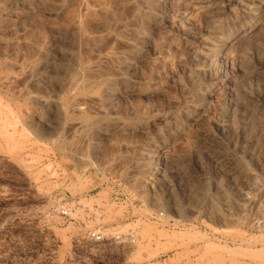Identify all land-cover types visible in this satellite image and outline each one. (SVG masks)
<instances>
[{"label":"rangeland","instance_id":"obj_1","mask_svg":"<svg viewBox=\"0 0 264 264\" xmlns=\"http://www.w3.org/2000/svg\"><path fill=\"white\" fill-rule=\"evenodd\" d=\"M261 1L0 0V264H264Z\"/></svg>","mask_w":264,"mask_h":264},{"label":"bare ground","instance_id":"obj_2","mask_svg":"<svg viewBox=\"0 0 264 264\" xmlns=\"http://www.w3.org/2000/svg\"><path fill=\"white\" fill-rule=\"evenodd\" d=\"M14 1V0H13ZM146 1V0H145ZM164 1V0H163ZM256 1V0H255ZM258 1V0H257ZM263 1V0H262ZM261 1V2H262ZM33 2H35V1H33ZM214 2V1H213ZM13 3V2H12ZM84 3V2H83ZM202 3V2H201ZM249 3H251V2H249ZM20 4H21V2H20ZM79 4V3H78ZM77 4V5H78ZM206 5V4H205ZM19 6V5H18ZM212 6V5H211ZM214 8V7H213ZM242 8V7H241ZM249 8H250V10H252V15H251V20L248 22V23H246V25L244 26V28H243V30H242V32H240V31H238L237 33L236 32H234V30H232V29H230V30H228V31H226L225 33H223L222 35H220L221 36V38H219L220 40H221V42L219 43V45L217 44V45H215V46H213V48H212V51H213V53L215 54V55H220V53H227V52H229L233 47H235V46H238V45H241V44H245V43H248L253 37H256L259 33H261L263 30H264V25H262V27H261V25H260V21H262V16H261V14H260V12H259V10H260V8L261 7H259V8H257V7H253V6H249ZM263 8V7H262ZM218 9V8H217ZM206 11V10H205ZM216 11V10H215ZM264 11V10H263ZM6 12V11H5ZM26 13V12H25ZM92 13V12H91ZM19 14V13H18ZM51 14V13H50ZM205 16V15H204ZM186 17V16H185ZM78 18V17H77ZM77 18L75 19V20H77ZM74 20V21H75ZM136 20V19H135ZM180 21V20H179ZM228 21V20H227ZM89 24V23H88ZM224 24V23H223ZM263 24V23H262ZM71 27V26H70ZM216 28V27H215ZM82 29V28H81ZM181 29V28H180ZM191 32V31H190ZM86 33V32H85ZM214 36H215V34H213V38H214ZM88 37V36H87ZM127 38V37H126ZM189 39V38H188ZM208 39V38H207ZM125 44V43H124ZM129 44V43H128ZM131 45V44H130ZM49 47V46H48ZM209 48V47H208ZM263 51H264V49H263ZM206 52V51H205ZM69 53V52H68ZM241 55V54H240ZM73 56V55H72ZM114 58V57H113ZM72 60H74V59H72ZM238 60V59H237ZM18 61V60H17ZM208 61V60H207ZM221 61V60H220ZM99 62V61H98ZM215 62V61H214ZM224 62V61H223ZM227 62V61H226ZM9 63V62H8ZM218 63V62H217ZM15 64V63H14ZM97 64V63H96ZM22 66V65H21ZM53 67V66H52ZM91 67H93V66H91ZM239 67V66H238ZM25 68V67H24ZM221 68V67H220ZM71 69V68H70ZM262 69V68H261ZM11 70V69H10ZM29 71V70H28ZM27 71V72H28ZM80 71V70H79ZM100 71V70H99ZM106 71V70H105ZM30 72V71H29ZM102 72V71H101ZM15 73V72H14ZM32 73H34V72H32ZM111 73V72H110ZM109 73V74H110ZM116 73V72H115ZM259 73V72H258ZM31 74V73H30ZM103 74H105L106 75V73H103ZM121 74V73H120ZM119 74V75H120ZM219 74V73H218ZM28 75V74H27ZM36 75V74H35ZM88 75V74H87ZM93 75V74H92ZM118 75V76H119ZM123 75V74H122ZM221 75V74H220ZM29 76V75H28ZM33 76V75H32ZM25 77V76H24ZM96 77V76H95ZM230 77V76H229ZM14 78V77H13ZM28 78V77H27ZM228 78V77H227ZM226 78V79H227ZM22 79H24V78H22ZM95 79V78H94ZM225 79V80H226ZM26 80V79H25ZM230 80V79H229ZM18 81V80H17ZM33 81V80H32ZM93 81V80H92ZM227 81V80H226ZM225 81V82H226ZM101 82V81H100ZM218 82V81H217ZM4 83V82H3ZM89 83H91V81L89 82ZM27 84H29V83H27ZM65 84V83H64ZM215 84V83H214ZM226 84H228V85H232L233 84V82H231V81H227L226 82ZM26 86V85H25ZM10 87V86H9ZM211 87H214L213 85L211 86ZM230 87V86H229ZM228 87V88H229ZM17 88V87H16ZM57 88V87H56ZM225 88V87H224ZM227 88V89H228ZM12 89V88H11ZM63 88H62V86H61V88H60V90L58 91V93L60 92V91H64V89L62 90ZM225 90V89H224ZM227 91V90H226ZM230 91V90H229ZM62 92H60V93H62ZM216 92V91H215ZM53 95V94H52ZM217 95V94H216ZM208 96V95H207ZM58 97V96H57ZM190 97V96H189ZM81 99V98H80ZM97 99H98V97H97ZM96 99V100H97ZM41 100V99H40ZM86 100V99H85ZM94 100V99H93ZM248 100V99H247ZM39 101V100H38ZM89 101V100H88ZM16 102V101H15ZM32 102V101H31ZM42 102V101H41ZM41 102H40V104H41ZM46 102V101H45ZM72 102V101H71ZM211 102V101H210ZM241 102V101H240ZM25 103V102H24ZM35 103V102H34ZM47 103V102H46ZM109 103V102H108ZM233 103V102H232ZM17 104H19V103H17ZM16 104V105H17ZM96 104V103H95ZM235 104V103H234ZM27 105V104H26ZM36 105V104H35ZM71 105V104H70ZM69 105V106H70ZM76 105V104H75ZM20 106V105H19ZM31 106V105H30ZM63 106V105H62ZM92 106H94V105H92ZM219 106V105H218ZM231 106V105H230ZM21 107V106H20ZM19 107V108H20ZM24 107V106H23ZM87 107V106H86ZM183 107V106H182ZM7 108V107H6ZM79 108H82V107H79ZM88 108V107H87ZM215 108V107H214ZM19 110V109H18ZM41 110V109H40ZM97 110V109H96ZM77 111V110H76ZM101 111V110H100ZM202 111V110H201ZM210 112V111H209ZM94 113V112H93ZM183 113V112H182ZM215 113H217V112H215ZM19 114V113H18ZM199 114V113H198ZM7 115V114H6ZM103 115V114H102ZM101 115V116H102ZM174 115V114H173ZM239 115V114H238ZM207 116H209V115H207ZM207 116H205V117H207ZM16 117H17V115H16ZM19 117V116H18ZM23 117V116H22ZM22 117H21V119H22ZM178 117V116H177ZM0 118H2L1 116H0ZM5 119V118H4ZM214 119H216V117L214 118ZM3 120V119H2ZM199 120V119H198ZM25 121V120H24ZM215 121V120H214ZM220 121V120H219ZM213 122V121H212ZM211 122V123H212ZM216 122V121H215ZM24 124H25V122H23ZM43 123V122H42ZM46 123V122H45ZM173 123V122H172ZM214 123V122H213ZM220 123V122H219ZM14 128H16L15 129V132H17L16 130H17V121L15 120V121H12L11 123H10ZM76 124V123H75ZM202 124V123H201ZM4 125V124H3ZM3 125H1V126H3ZM48 125H49V123H48ZM205 125V124H204ZM218 125V124H217ZM74 126V125H73ZM25 127V126H24ZM23 127V128H24ZM181 127V126H180ZM195 127V126H194ZM199 127H200V125H199ZM20 128V127H19ZM202 128V127H201ZM2 129V128H1ZM1 129H0V131H1ZM211 129V128H210ZM4 130V129H3ZM2 130V131H3ZM21 131V130H20ZM98 131V130H97ZM190 131V130H189ZM230 131V130H229ZM4 132V131H3ZM2 132V133H3ZM6 132V131H5ZM19 132V131H18ZM1 133V132H0ZM200 133V132H199ZM7 134H8V132H7ZM205 134H207L206 132H205ZM222 134V133H221ZM1 135V134H0ZM9 135V134H8ZM21 135V134H20ZM19 135V136H20ZM184 135V134H183ZM193 135V134H192ZM223 135V134H222ZM227 135V134H226ZM4 136H5V138H6V141H8L7 139H12V140H10V142L9 143H12L13 141L15 142V140H13V138L14 137H12L11 138V135H10V137L8 136V138H7V136H6V134H4ZM13 136V135H12ZM245 137V136H244ZM17 138V137H16ZM88 138V137H87ZM181 138V137H180ZM198 138V137H197ZM224 138V137H223ZM184 139V138H183ZM202 139V138H201ZM234 139V138H233ZM246 139V138H245ZM23 140V139H22ZM12 141V142H11ZM255 141V140H254ZM13 142V144H11L12 146L15 144V147H16V142L14 143ZM33 142V141H32ZM31 142V143H32ZM26 143V142H25ZM196 143V142H195ZM221 143H222V141H221ZM6 144H7V142H6ZM249 144V143H248ZM9 145V144H8ZM242 145V144H241ZM5 146V145H4ZM7 146V145H6ZM11 146V147H12ZM22 146V145H21ZM20 146V147H21ZM178 146V145H177ZM28 147V146H27ZM26 147V148H27ZM247 147V146H246ZM13 148V147H12ZM160 149L161 148V146L160 145H157V147H155L154 148V150L155 149ZM239 148V147H238ZM253 148V147H252ZM15 149V148H14ZM19 149H21V148H19ZM185 149V148H184ZM196 149H197V152H199V153H201V154H203L204 156H206V157H208V156H210L211 157V159H212V161H216L217 163H219V164H221L223 167H227L228 168V170H231L232 171V173H236L237 171H238V169L240 168H238V166L236 167V166H232L233 165V161H241V158H235V153H231V152H229V151H227L226 149H224L223 148V146L220 144V140H218L217 138H215L214 136H211V135H205V137L199 142V144H198V146L196 147ZM251 149V148H250ZM2 150V149H1ZM4 150V149H3ZM8 150V149H7ZM14 151V150H13ZM170 152V151H169ZM154 153V151H150V154L149 155H151V154H153ZM160 153H162L161 151H160ZM164 153V152H163ZM246 153V152H245ZM3 154V153H2ZM27 154V153H26ZM248 154V153H247ZM7 155V154H6ZM163 155V154H162ZM196 155V154H195ZM10 156V155H9ZM164 156L167 158V155H165L164 154ZM5 157V156H4ZM165 158V159H166ZM169 158H173V157H168V162H169V160H171V159H169ZM196 158V157H195ZM155 159V158H154ZM19 160H20V158H19ZM33 160H34V158H33ZM36 161V160H35ZM164 161V160H163ZM162 163V162H161ZM161 165V164H160ZM152 167V166H151ZM158 167V166H157ZM159 168V167H158ZM227 170V171H228ZM222 171V170H221ZM158 173V172H157ZM219 175V174H218ZM236 176H239V174H236ZM217 177V176H216ZM219 178V177H218ZM231 178V177H230ZM229 178V179H230ZM240 179V178H239ZM245 181V180H244ZM262 191H264V190H262ZM243 194V193H242ZM240 195V194H239ZM259 199H261V198H259ZM259 201V200H258ZM254 204H257V203H254ZM213 205V204H212ZM254 207V206H253ZM204 219V218H203ZM204 221V220H203Z\"/></svg>","mask_w":264,"mask_h":264},{"label":"built area","instance_id":"obj_3","mask_svg":"<svg viewBox=\"0 0 264 264\" xmlns=\"http://www.w3.org/2000/svg\"><path fill=\"white\" fill-rule=\"evenodd\" d=\"M65 214H66V212H65Z\"/></svg>","mask_w":264,"mask_h":264}]
</instances>
